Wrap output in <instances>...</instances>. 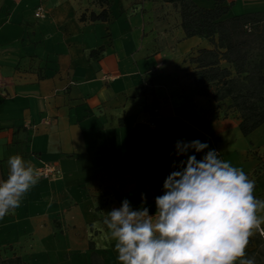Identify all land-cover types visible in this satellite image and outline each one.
Masks as SVG:
<instances>
[{
    "label": "crops",
    "instance_id": "1",
    "mask_svg": "<svg viewBox=\"0 0 264 264\" xmlns=\"http://www.w3.org/2000/svg\"><path fill=\"white\" fill-rule=\"evenodd\" d=\"M255 1L224 0L226 17L259 12ZM106 2L0 0V178L16 154L59 172L0 219V264H119L87 230L125 198L141 207L135 160L179 163L186 157L175 156L177 140L206 142L255 179L264 198V149L228 131V121L231 131L240 123L228 101L196 94L189 57L207 41L185 37L170 3ZM196 3L209 9L214 0ZM103 10L107 20L92 22ZM143 84L154 98L141 94ZM144 206L154 213L155 204Z\"/></svg>",
    "mask_w": 264,
    "mask_h": 264
},
{
    "label": "clouds",
    "instance_id": "2",
    "mask_svg": "<svg viewBox=\"0 0 264 264\" xmlns=\"http://www.w3.org/2000/svg\"><path fill=\"white\" fill-rule=\"evenodd\" d=\"M174 149L186 159L173 161L154 213L144 206L145 193L139 208L125 198L90 224L88 239L98 251L112 248L119 264H257L246 251L250 238L264 237V198L255 195V179L198 139L177 140ZM7 165V177L0 178V219L14 215L41 178L19 154L9 156Z\"/></svg>",
    "mask_w": 264,
    "mask_h": 264
},
{
    "label": "trees",
    "instance_id": "3",
    "mask_svg": "<svg viewBox=\"0 0 264 264\" xmlns=\"http://www.w3.org/2000/svg\"><path fill=\"white\" fill-rule=\"evenodd\" d=\"M163 1L178 10L186 38H201L209 45L189 57L196 94L214 102L228 101V109L240 121V133L247 136L255 131L264 123V12L226 17L229 8L224 0H214L209 9L199 7L196 0ZM107 17L106 10L90 15L92 22L106 21ZM141 94L154 98V92L147 93L144 84ZM135 163L138 200L142 203L141 193H145L146 204H155L154 198L162 194L164 179L174 170L173 160L162 157L157 162ZM252 244L250 238L247 248ZM7 264L21 263L16 259Z\"/></svg>",
    "mask_w": 264,
    "mask_h": 264
},
{
    "label": "rangeland",
    "instance_id": "4",
    "mask_svg": "<svg viewBox=\"0 0 264 264\" xmlns=\"http://www.w3.org/2000/svg\"><path fill=\"white\" fill-rule=\"evenodd\" d=\"M152 1H155V0H152ZM254 3L256 5H258V7L261 8V10H259V12H264V0H258V1H255ZM235 11L237 12L238 10H235ZM188 106H191V105L189 104ZM228 122H229V130L228 131L231 134H233V132L235 134H237L241 140L240 143H242L244 140V142L248 143L249 149H256L257 147H260L261 150L264 149V123L259 128H257L255 131L250 133L249 135L243 136L239 132V129L234 128V131L233 130L231 131L230 125L233 122V120H230ZM209 125L212 128V122L209 121L208 123L204 124V130H207L209 128ZM229 140L232 143H235L234 138L230 137ZM239 147H240V145H239ZM259 186L260 187L258 188V192H260L262 190V188H261L262 182H259ZM262 227H264V225H262ZM252 241H253V244L249 248L246 249L248 255L249 256L255 255L257 264H264V255H263L264 254V237H261L259 234H257L255 237H252Z\"/></svg>",
    "mask_w": 264,
    "mask_h": 264
},
{
    "label": "built area",
    "instance_id": "5",
    "mask_svg": "<svg viewBox=\"0 0 264 264\" xmlns=\"http://www.w3.org/2000/svg\"><path fill=\"white\" fill-rule=\"evenodd\" d=\"M35 16L36 17H39V16H41V13L40 12H37L35 14ZM152 127H154V126H152ZM39 171H40L41 177H44V178H50L52 176V174L54 176H56V177L59 175L58 170L54 169L51 166H44V168L41 169V170H39Z\"/></svg>",
    "mask_w": 264,
    "mask_h": 264
}]
</instances>
